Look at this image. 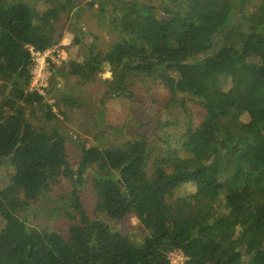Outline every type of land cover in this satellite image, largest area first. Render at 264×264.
<instances>
[{
  "label": "trees",
  "instance_id": "obj_1",
  "mask_svg": "<svg viewBox=\"0 0 264 264\" xmlns=\"http://www.w3.org/2000/svg\"><path fill=\"white\" fill-rule=\"evenodd\" d=\"M84 2L51 0L41 10L0 0V170L9 178L0 188V264H171L174 252L184 264H264V0L86 2L114 43L101 49L74 24L71 59L51 66L45 94L31 90L30 48L60 44L57 25L64 15L77 20ZM107 70L110 97H131V77L166 93L158 120L137 123L158 133L133 130L120 146L84 145L72 165L60 124L79 102L65 82L96 83ZM174 110L187 117L178 145L162 136L180 123ZM65 180L77 205L69 219L78 221L68 237L27 225L21 212L30 201ZM87 183L96 219L81 203ZM184 186L194 190L180 195ZM131 214L148 232L142 240L104 220Z\"/></svg>",
  "mask_w": 264,
  "mask_h": 264
},
{
  "label": "rangeland",
  "instance_id": "obj_2",
  "mask_svg": "<svg viewBox=\"0 0 264 264\" xmlns=\"http://www.w3.org/2000/svg\"><path fill=\"white\" fill-rule=\"evenodd\" d=\"M29 1L44 10L49 7L51 0ZM85 1L90 2L92 0ZM139 1L159 5L164 0ZM86 2L80 6V14L77 20H74L72 14L64 15L57 25L62 30L63 38L60 44L54 46L47 53V57H50L48 58V85L51 78V66H60L64 61L71 59L68 48L75 39L74 24L77 25L79 30L86 33L87 37L97 36V45L101 49L108 50L115 41V35L110 30L101 27L97 16V7L91 8L86 5ZM111 79L112 73L107 70L99 75L96 83L81 86L74 77L69 78L65 82V91H67L68 96L78 99L79 102L77 108H70L69 106L65 108V116H61L60 124V130L67 139L68 158L72 165L79 162L82 146L84 145L96 144L101 148L120 146L128 140L133 130L143 132L148 138L150 136L155 137L154 134L158 133L157 128L155 131L148 124L140 127L137 126V123L145 117L147 118L146 123H148V120H158V116L165 112L166 93L161 89L155 88L153 82L149 79L131 77L127 83L132 94L131 97L127 95L110 97L105 94L107 90L105 81ZM1 84L2 81H0V86ZM48 85L40 88H35L31 85V90L45 94V89ZM60 86L64 85L61 84ZM150 90L156 95L155 97ZM52 100L50 99L49 102L52 103ZM193 108V110H196L193 124L197 125L201 120V113H199L198 108ZM173 116L174 120L178 121L179 119L180 123L163 130L162 136L171 137L173 144L178 145V140L185 129L187 117L178 114V110L173 111ZM30 119L32 122H36L33 118ZM242 119L247 121L248 115ZM139 123H144V121L142 120ZM8 180L9 178L5 175L4 170H0V188H3ZM193 190L192 186H184L179 194L183 195ZM71 191L70 182L65 180L60 185L54 186L40 200L30 201L29 210L21 212V214L26 213L28 215L25 223L40 230L50 229L58 231L67 238L71 228L77 225L78 222L77 220L69 219V215H74L77 210V205L73 203V200L66 198L70 196ZM80 199L90 218L96 219V199L90 183H87L82 189ZM104 220L132 241H136V239L142 240L148 234L141 226L139 220L132 214L119 222ZM6 238L9 237L6 236ZM181 258V252H176L172 257L175 264L182 263Z\"/></svg>",
  "mask_w": 264,
  "mask_h": 264
},
{
  "label": "built area",
  "instance_id": "obj_3",
  "mask_svg": "<svg viewBox=\"0 0 264 264\" xmlns=\"http://www.w3.org/2000/svg\"><path fill=\"white\" fill-rule=\"evenodd\" d=\"M30 52L32 54L33 58V68H32V86L35 88H40V87H46L48 85V76H49V71H48V58L47 53L50 52V49L45 51V52H40L36 51L34 48H30ZM176 252L171 253L170 259H171V264H175L174 260L172 257L175 255ZM181 260L182 263L179 264H184L186 261V258L184 255L181 253Z\"/></svg>",
  "mask_w": 264,
  "mask_h": 264
}]
</instances>
